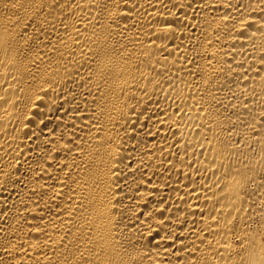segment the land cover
<instances>
[{
	"label": "bare ground",
	"instance_id": "obj_1",
	"mask_svg": "<svg viewBox=\"0 0 264 264\" xmlns=\"http://www.w3.org/2000/svg\"><path fill=\"white\" fill-rule=\"evenodd\" d=\"M0 264H264V0H0Z\"/></svg>",
	"mask_w": 264,
	"mask_h": 264
}]
</instances>
